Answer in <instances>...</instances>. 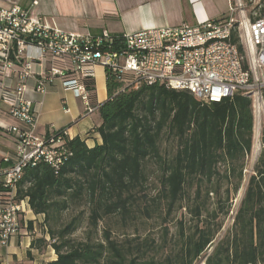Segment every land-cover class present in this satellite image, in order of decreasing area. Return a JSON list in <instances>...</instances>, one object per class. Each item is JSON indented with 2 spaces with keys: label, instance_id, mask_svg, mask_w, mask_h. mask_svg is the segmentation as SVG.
I'll return each mask as SVG.
<instances>
[{
  "label": "trees",
  "instance_id": "obj_1",
  "mask_svg": "<svg viewBox=\"0 0 264 264\" xmlns=\"http://www.w3.org/2000/svg\"><path fill=\"white\" fill-rule=\"evenodd\" d=\"M84 82L93 103L94 81ZM122 86L106 72L107 100L98 107L101 122L95 129L101 144L88 148L78 137L69 138L72 157L57 173L45 164L24 170L16 199H27L31 212L48 224L45 233L33 235L30 248L43 253L50 247L56 259L46 264H194L202 256L204 264H264V146L246 177L254 145L251 100L235 95L204 103L164 84ZM165 142L169 150L163 149ZM150 176L156 182L152 196L146 193ZM83 199L88 230L77 241L71 236L79 218L61 228L49 222ZM182 209L190 223L179 220L164 258L156 255L169 245L165 238L161 244L117 242L103 228L102 239H94L99 223L114 216L122 223L143 219L163 225Z\"/></svg>",
  "mask_w": 264,
  "mask_h": 264
},
{
  "label": "built area",
  "instance_id": "obj_2",
  "mask_svg": "<svg viewBox=\"0 0 264 264\" xmlns=\"http://www.w3.org/2000/svg\"><path fill=\"white\" fill-rule=\"evenodd\" d=\"M47 58L65 66H51L40 74L35 92L44 94L60 80L63 89L80 102L85 117L98 107L84 81L94 79L93 67L99 66L122 82L121 90L164 84L188 91L204 103H221L235 95L249 98L254 116L252 154L258 155L264 146V135L258 130L264 118V0L230 1L225 20L121 36L106 31L98 36L68 33L46 25L30 9L0 8V102L25 127H3L15 135V146L0 167L1 245L27 225L28 201L16 199L24 170L45 164L57 173L72 157L67 147L69 130L51 126L46 134H39L36 110L25 96L34 63ZM124 75L131 80H122Z\"/></svg>",
  "mask_w": 264,
  "mask_h": 264
},
{
  "label": "crops",
  "instance_id": "obj_3",
  "mask_svg": "<svg viewBox=\"0 0 264 264\" xmlns=\"http://www.w3.org/2000/svg\"><path fill=\"white\" fill-rule=\"evenodd\" d=\"M34 1L36 6H32ZM230 1L233 0H0V8L19 5L30 9L31 15L42 17L46 25L68 33L98 36L106 31L121 36L147 29L193 26L204 20H225L229 17ZM51 66L65 64L50 58L36 62L34 76L25 82V96L36 110V131L46 134L51 126L67 128L70 138L78 137L88 148L101 144L95 131L101 122L98 108L92 115L83 116L80 102L71 91L63 89L60 80L48 86L44 94L35 92L39 75ZM93 72V104L99 107L107 100L106 72L99 66L93 67ZM6 126L25 128L0 102V167L4 166L2 158L12 153L15 146V135L6 133ZM42 219L29 208L26 220L32 222V231L26 225L7 245L0 244V264H46L56 259L50 247L43 253L30 248L33 235L39 236L36 225Z\"/></svg>",
  "mask_w": 264,
  "mask_h": 264
},
{
  "label": "rangeland",
  "instance_id": "obj_4",
  "mask_svg": "<svg viewBox=\"0 0 264 264\" xmlns=\"http://www.w3.org/2000/svg\"><path fill=\"white\" fill-rule=\"evenodd\" d=\"M258 130L259 132L264 135V118H261L258 122ZM163 149L169 150L170 147L168 145V142H165L163 144ZM258 153V152H257ZM257 154H252L246 159L247 167H246V177L250 174L252 166L257 158ZM155 167V166H154ZM153 169V164H150V170ZM156 182L153 178V176H150L149 180L146 183V193L149 196H152L155 194V185ZM244 187L241 188V190L236 195L234 201H233V211L229 214L227 219L224 222V230L231 224L233 213L235 212L241 197L243 195ZM191 196V194H189ZM88 204L85 201V199L81 201H77L74 204H71L69 209L62 212L59 217L56 219H51L49 224H51L54 227L61 228L65 226L71 219L73 218H79V226L76 230V232L71 236V239L82 241L86 238V232L88 230L87 227V217H88ZM179 220H182L184 224L188 227L190 223V218L186 214L185 209H182L180 211L174 212L168 222L166 224L161 225L160 220L154 221V220H143V219H137V220H128L127 223H122L119 219H117L116 216L110 219H106L104 222H100L97 229V234H94V239L96 241L102 239V230L103 228L108 229L111 232V239L117 241V242H123L126 238H128L129 241L133 242H140L144 239L148 240H155L157 244H161L162 239H166V243L169 244L166 246L163 250L159 251L156 257L164 258V256L170 252V249H172L174 237L176 236L177 229H178V222ZM48 224L42 222L40 224L36 225L38 234H41V230L45 233L47 229ZM164 227L167 229V234L164 237ZM210 250L208 251V253ZM194 264H204V257L202 256L198 261H196Z\"/></svg>",
  "mask_w": 264,
  "mask_h": 264
}]
</instances>
